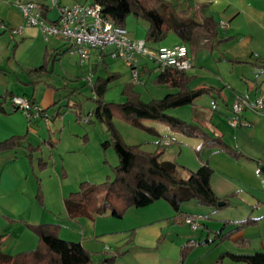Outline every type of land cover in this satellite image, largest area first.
<instances>
[{"label":"crops","instance_id":"obj_1","mask_svg":"<svg viewBox=\"0 0 264 264\" xmlns=\"http://www.w3.org/2000/svg\"><path fill=\"white\" fill-rule=\"evenodd\" d=\"M166 1L174 9L177 7L178 12L188 11L190 16L197 13V5H207L199 15L200 19H214L219 25L220 37L230 39L211 53V57H204L203 53L195 56L187 45L194 63V68L187 75L193 77L191 90L208 87L222 91L221 94L204 96L196 102L198 126L212 138H222L227 146L243 153L250 160H235L225 152L202 147L200 140L189 139L187 142L197 149H205L202 158L214 170L212 187L215 193L222 199L229 198L228 207L234 206L233 210H240V218L218 220L217 225L205 224L203 219L195 218L203 229L193 230L187 224H173L175 212L166 202L159 201L142 209L130 208L121 220L112 217L110 211L93 219H67L65 199L77 192L84 182L93 184L99 181L102 184L106 180H101L99 171L102 167L97 162L91 163V156L90 161L86 160L85 163L91 169L90 174L79 175L73 182L69 180V170L65 165L61 166L60 159L63 154L66 157L75 150L63 145L62 131L56 128L57 120L63 113L60 104L57 105L61 92L52 89V86L47 92L40 91L38 88L44 82V74L30 77L28 71L42 67L46 57L57 50L61 53L71 51L73 45L56 38L46 40L39 28L24 26L19 5L29 2L39 3L44 7L43 18L48 23L57 21L59 14L51 8L50 0H0V21L8 30L0 36V143L12 137H24L22 149L5 153L0 160V234L6 236L0 254L16 256L35 250L39 237L32 228L44 224L61 225L59 237L67 242L81 243L92 253L94 264H215L225 253L264 252V110L257 112L247 109L243 114V120L248 122L247 127L235 129L229 123L233 116L231 106L237 99L254 103L258 98H264V0ZM59 3L63 6L62 0ZM77 3L82 4L80 1L72 5ZM137 22L145 26L144 38H136L134 33L130 36L145 40L148 25L139 20ZM17 28H22V35L12 36L10 31ZM173 36L175 35L170 34L162 44L148 47L158 50L185 44L179 39L168 43L170 38H176ZM12 47V58L7 62L6 58L10 56ZM107 55L94 52L89 66L96 68L99 64H105ZM67 56L78 58L68 53L60 56L57 61L61 62ZM220 58L250 64L235 65L220 62ZM54 65L49 67L50 71H53ZM141 67L142 76L151 78L153 71L147 65ZM73 92L76 91L70 94ZM10 94L25 97L48 110L53 118L52 128H48L42 121L30 124L22 113H11ZM55 109L60 111L53 114ZM153 127L159 135L163 132L158 125L154 124ZM166 142L170 145L166 146ZM175 142L168 136L161 137V145L166 148ZM29 145L40 148L34 153L33 160L28 158L25 149ZM149 152L154 153L156 149ZM40 160L45 164L43 168L39 165ZM201 166L202 162L195 171ZM39 181L44 203H40L37 198ZM191 203L184 204L183 211L196 215L186 208ZM251 214L260 219L261 225L257 229L251 227L235 234L232 247L235 250L220 248L216 251L222 245L213 243L216 233L227 234L236 228V225L225 223L243 221ZM254 239H258L261 249L242 252L244 242ZM205 242L208 244H204ZM188 243L193 246L183 253V247ZM118 252L125 254L111 263H104L107 259L114 258ZM222 264L237 263L226 258Z\"/></svg>","mask_w":264,"mask_h":264},{"label":"trees","instance_id":"obj_2","mask_svg":"<svg viewBox=\"0 0 264 264\" xmlns=\"http://www.w3.org/2000/svg\"><path fill=\"white\" fill-rule=\"evenodd\" d=\"M92 2L99 5L103 16L117 26L126 28L130 16L147 24L145 42L148 46L162 44L170 34H174L183 43L189 45L192 54L196 55L201 50H209L213 53L230 41L229 38L220 37L219 25L214 19H200L199 15L208 7L204 4L197 5V13L190 16L188 11L177 13L166 0H93ZM69 52L70 50L64 53L55 51L53 55L46 57L42 67L28 71L29 76L51 72L49 67L55 64L60 56ZM218 60L235 65L250 64L229 58ZM95 71L96 69L93 70ZM118 77L119 74H113L108 79L98 77L91 86L94 94L91 101L95 105L93 115L106 127L109 135L102 146L104 150L110 147L115 150L119 165L114 168L113 179L109 177L102 184L84 182L77 192L70 194L64 201L66 218L93 219L110 211L112 217L121 220L130 208L142 209L164 201L176 214L172 220L173 224L183 225L186 224L187 219L197 218L196 215H189L183 211L186 203L196 202L199 206L212 209L213 213L227 208L230 204L229 198L222 199L215 193L212 187L214 170L209 162L200 156L201 148L198 149L201 168L198 171H187L176 162L165 161V151L161 148L155 153H150L143 151L139 146L128 145L114 124L115 117H119L133 127L156 136H159V133L146 123L163 124L186 138L200 140L202 147L207 146L211 150L225 152L235 160H250L243 153L227 146L222 138L214 139L209 136L201 126L188 125L168 114L169 110L195 106L200 98L221 94L222 91L208 87L191 90L193 77L185 72L168 68L157 74L154 84L167 87L176 91L175 93L168 94L162 99L145 102L136 92L135 86L128 84L123 90V95L127 97L124 103H108L105 101V94L110 84ZM75 93H71L66 98L71 99ZM10 97L13 95L10 94ZM81 107L79 102H75L71 108L79 110ZM23 142L24 137H12L0 143V160L5 153L22 149ZM25 149L28 158L32 160L34 153L40 150L30 145ZM39 165L43 168L45 164L40 160ZM184 171H187L186 178L182 177ZM37 198L40 203H44L40 181ZM220 204L224 205L220 207ZM252 214L243 221L226 222L225 224L236 225V228L227 234L216 233L213 243L220 245L238 232L258 226L260 219L254 218ZM60 229L59 224L33 227L32 230L39 237L38 247L16 256L0 254V264H94L92 253L81 243L67 242L59 237ZM5 238L6 236L0 234V248L4 245ZM192 246L188 243L183 247V253ZM124 254L118 252L114 258L107 259L104 263H111ZM226 258L237 264H264V252L225 253L215 264H222Z\"/></svg>","mask_w":264,"mask_h":264},{"label":"rangeland","instance_id":"obj_3","mask_svg":"<svg viewBox=\"0 0 264 264\" xmlns=\"http://www.w3.org/2000/svg\"><path fill=\"white\" fill-rule=\"evenodd\" d=\"M80 1L82 4H87L91 3L93 0H62V4L63 6H72V3ZM51 3L52 0H50V5ZM54 10H56L59 14L58 9ZM175 10L177 13H180L178 12L177 7ZM126 29L129 34L134 33L136 38H144L145 26H143L140 22H137V19L134 16H130L128 18ZM173 37L176 38H170L168 43L171 44L177 41L176 39H179L176 35ZM13 51L14 47H12L10 56L6 58L7 62H9L12 58ZM200 53H203L204 57H211L212 52L209 50H201L195 56ZM89 63L90 62L82 64L78 58H70L67 56L63 58L61 62L57 61L55 63L53 71L44 74V82L38 88L40 91L47 92V89L52 86V89H58L59 92H61L60 101L57 105L60 104V110H63V113H61L57 120L58 122L56 123V128L62 131L63 145H68L70 148H72V150H75L74 153L72 152L66 157H64L63 154V158L60 159L61 166L65 165V168L69 170V180H71V182H73L74 178H77L79 175L85 173L90 174V167L85 165L86 160L90 161L89 156H91V163L95 162L96 164L97 162L101 165L102 170L99 171V175L102 177L101 180H107L109 177L113 179L114 168L117 167L118 164V156L115 150L112 147L104 150L102 146V144L108 140L109 137L106 127L102 125L94 115L92 116V119H90L88 116L89 112L93 113L95 109V105L91 101V98L94 97V94L89 84H87L85 81V78H87V76L93 72L92 70L96 69V71L93 72L95 74V82L98 77L108 79L114 73L120 74V77L110 84L109 89L105 94L104 98L108 103H124L127 100V97L123 95L122 90H124L128 84L135 86L136 92L145 102H149L153 99H162L167 94L175 92L169 88L159 87L154 84V80L159 72L155 66V63L149 58H142L139 64L142 66L147 65L148 68L153 71V74L151 78H148V76L143 77L141 73L143 78L142 83L136 85L134 84L131 67L122 62L111 59L110 56L105 58V64H99L96 68L89 66L92 62L90 64ZM72 91H76L77 95L75 96L74 94V99L72 98L71 101H69V99L66 98V95L68 93L70 95V92ZM73 102H79L82 107L79 110L70 108L69 106H72ZM60 110L55 109L53 114ZM169 111L171 116H177L188 125H199V113L197 112V108H195V106H184ZM79 113H81V117H79ZM114 124L123 137L124 141L130 146H139L143 151L146 152L151 151L153 148L156 149V151L161 148L165 151L164 160L176 162L187 171H195L201 164L198 149L195 145L188 144L187 140H189V138H186L178 131L172 130L166 125L159 123H146L147 126L152 128H154V124L160 127L161 131L163 132H161L159 136H156L144 130L133 127L119 117H115ZM163 136H168L174 139L176 141L175 144L167 148L164 147L161 145V137ZM85 138H87V140H85ZM204 150L205 149L202 148L200 151L201 157ZM187 171L182 172L183 178L187 177ZM95 182L96 183L93 184H100L98 183L99 181ZM90 184L92 183L90 182ZM186 208L188 212L196 214L197 218L203 219L205 224L211 223L213 225H217L219 222L218 220H229L228 218H236L235 220H237L240 218V216H238V214H240V210H233L234 206L232 208L227 207L216 213H213L212 209L199 206L196 202L188 204ZM260 225L261 224L259 222L258 227ZM198 229L202 231L203 228L199 227ZM251 229H257V226L252 227ZM233 246L234 242L232 236L228 240L224 241L222 245L216 249V251H218L220 248V250L226 248L235 250L232 248ZM260 249V242L258 239H254L244 242L242 252H254Z\"/></svg>","mask_w":264,"mask_h":264},{"label":"built area","instance_id":"obj_4","mask_svg":"<svg viewBox=\"0 0 264 264\" xmlns=\"http://www.w3.org/2000/svg\"><path fill=\"white\" fill-rule=\"evenodd\" d=\"M24 18V26L39 28L46 40L56 38L73 45L69 52L76 55L82 64L90 61L94 52L107 53L111 59L129 65L132 69L134 84L142 83V67L139 64L143 58H149L155 63L158 72L168 68L188 73L194 68L189 47L186 44L151 50L145 40L133 39L126 28L115 25L102 14V8L93 2L61 6L59 0H52L51 8L59 10V17L54 23H48L43 18L44 7L39 3L29 2L19 5ZM8 32L5 24L0 21V36ZM12 36L22 35V28L11 30ZM85 81L91 87L95 83V74L91 72ZM11 113H22L30 124L42 121L52 128L53 118L46 109L22 96H13L10 101ZM257 112L264 110V98H258L254 103L246 99H237L231 106L232 128L247 127L243 120L247 109ZM89 118L92 114H88ZM166 146L170 143L166 142ZM186 224L193 230L199 228L194 219H187Z\"/></svg>","mask_w":264,"mask_h":264},{"label":"water","instance_id":"obj_5","mask_svg":"<svg viewBox=\"0 0 264 264\" xmlns=\"http://www.w3.org/2000/svg\"><path fill=\"white\" fill-rule=\"evenodd\" d=\"M262 172L264 173V168H262ZM224 204H220V207H222Z\"/></svg>","mask_w":264,"mask_h":264}]
</instances>
